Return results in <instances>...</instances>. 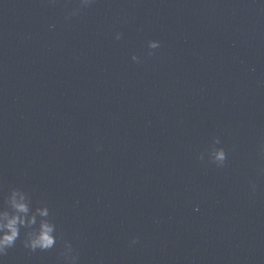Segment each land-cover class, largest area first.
Masks as SVG:
<instances>
[{
	"label": "clouds",
	"instance_id": "obj_1",
	"mask_svg": "<svg viewBox=\"0 0 264 264\" xmlns=\"http://www.w3.org/2000/svg\"><path fill=\"white\" fill-rule=\"evenodd\" d=\"M93 0H80V8H86L91 5ZM79 9H74L69 16L78 14ZM67 18V17H66ZM117 40L121 38V34L117 33ZM150 51L148 56L154 55L155 50L160 47L159 41L150 40L147 44ZM134 62L140 63V58L133 55L131 58ZM218 138L214 140L213 146L208 152L209 161L217 167H223L227 159L225 150L215 147L219 144ZM199 159L203 160V154ZM252 189L255 190V184H252ZM30 199L27 194L19 189H12L9 197L6 198V207L0 211V256H6L8 250L15 247L18 239L21 238V228L26 229L21 243L25 249L30 252L48 251L52 249L57 239L54 235L56 231L55 224L49 219V209L44 207H36L34 210L30 208ZM39 218V219H38ZM139 242V237H133L130 245H135ZM74 250L70 243L64 242V249L61 252L66 264H76L78 256L73 254Z\"/></svg>",
	"mask_w": 264,
	"mask_h": 264
}]
</instances>
